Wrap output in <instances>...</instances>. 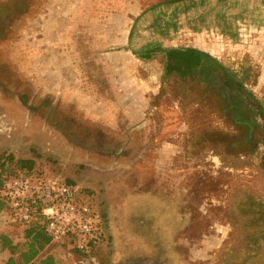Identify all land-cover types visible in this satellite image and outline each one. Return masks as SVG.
Listing matches in <instances>:
<instances>
[{
	"label": "rangeland",
	"instance_id": "1",
	"mask_svg": "<svg viewBox=\"0 0 264 264\" xmlns=\"http://www.w3.org/2000/svg\"><path fill=\"white\" fill-rule=\"evenodd\" d=\"M82 1L28 0L0 32L11 92L0 88V164L72 183L108 223L97 248L44 254L56 264H264V0H108L94 22ZM224 1L244 9L234 32ZM217 24L229 39L208 30ZM149 48L208 53L246 91L221 70L167 75L163 53L138 57ZM23 233L0 219V234Z\"/></svg>",
	"mask_w": 264,
	"mask_h": 264
},
{
	"label": "built area",
	"instance_id": "2",
	"mask_svg": "<svg viewBox=\"0 0 264 264\" xmlns=\"http://www.w3.org/2000/svg\"><path fill=\"white\" fill-rule=\"evenodd\" d=\"M34 174L12 178L2 190L11 214L3 217L6 224L22 227L33 224L38 216L44 219L46 234L54 244L72 245L83 254L97 248L106 237L104 218L99 208L80 197L74 185L53 179L33 181Z\"/></svg>",
	"mask_w": 264,
	"mask_h": 264
},
{
	"label": "trees",
	"instance_id": "3",
	"mask_svg": "<svg viewBox=\"0 0 264 264\" xmlns=\"http://www.w3.org/2000/svg\"><path fill=\"white\" fill-rule=\"evenodd\" d=\"M183 1L188 0H172L173 3ZM157 53H163L166 58L165 72L167 75L177 74L184 79L196 74L198 71L202 73H205L206 71L214 73L221 70L224 71L225 79H227L228 82L233 80L237 83L238 87L246 91L237 76L231 74L228 69L219 64L217 60H215L208 53L195 48H149L137 55L142 60H151L154 54ZM210 63H212L213 66H211ZM235 113L239 117L242 116L240 108L235 109ZM240 119L242 120V118ZM246 121L249 129H252V122L250 124L248 120ZM10 161L12 160L10 159ZM23 174H31V172L25 170L6 172L3 164H0V219L11 214L8 203L1 195L4 186L12 178L19 177ZM44 225V219L41 216H38L36 221L31 224L29 228L24 230L21 241H14L10 236L0 234V252L9 254L7 260L5 262H1L0 264H56L55 258L52 255H44L47 250L56 245L46 234Z\"/></svg>",
	"mask_w": 264,
	"mask_h": 264
},
{
	"label": "crops",
	"instance_id": "4",
	"mask_svg": "<svg viewBox=\"0 0 264 264\" xmlns=\"http://www.w3.org/2000/svg\"><path fill=\"white\" fill-rule=\"evenodd\" d=\"M107 1L108 0H85V1L83 0L82 4H81V7H82L81 15H82V17L84 18L86 15L93 16L92 19H90V21L94 22V20H96V19H94L95 18L94 16H97V14H100V12H101L100 9L103 6H105V5H107L108 9L107 8H104V9H107L106 11H108L110 13V9L111 8L108 6ZM241 6H242L241 3L239 4V2H236V6L234 7L236 9L232 8L231 11H229V9L231 8V7H229V2L224 1V10H221L220 16H224L225 15L227 24L230 26L229 30H231L232 32H234L236 30V27H237L236 26L237 24H235V27H234V22H233L232 19L233 18L235 19V18L240 17V16H241V18H243V15H245L244 9H242ZM78 7L76 9V16L78 18H80V12H79L80 8H78ZM214 24H216V22H214ZM240 25H241V27L243 29L244 25H242V23H240ZM74 26H75V24H74ZM123 28H124V26H123ZM104 29L108 30V28H104ZM61 30H64L63 26H62ZM208 30L213 32V33L215 32L216 36H222L225 40L229 39V37H230V35L228 33H225V32L223 33L222 27H220L218 24L214 25V26L212 25L211 27H208ZM218 32H220V33H218ZM129 34L130 33L127 30L126 31V35H124V37H126L128 39ZM63 41H64V39L61 37L60 42H63Z\"/></svg>",
	"mask_w": 264,
	"mask_h": 264
},
{
	"label": "flooded vegetation",
	"instance_id": "5",
	"mask_svg": "<svg viewBox=\"0 0 264 264\" xmlns=\"http://www.w3.org/2000/svg\"><path fill=\"white\" fill-rule=\"evenodd\" d=\"M28 0H23V2H21L20 0H14L12 1L10 4H3L0 5V32H2L4 25H6L7 23V19L9 17H11L14 13H19L21 10L27 9ZM26 4V5H25ZM11 14V16H9ZM0 88H2L4 90V92H7L8 94H11V92L5 88V86H3L2 83H0ZM16 96L19 97V100L22 102L23 100H26V103L28 104V97L27 96H23L21 97L19 94L20 92L17 91L15 92ZM22 104L24 105V102H22ZM29 105V104H28ZM25 106V105H24ZM31 108H26L31 111V112H38L39 108H36L34 106L29 105ZM41 107V106H40ZM56 116V113L54 112V109L52 107H48V115L46 117V121H50L51 124L53 125V119ZM59 126V125H57ZM102 214V213H101ZM103 218H104V222H105V229L107 227V219L106 217L102 214ZM107 230V229H106Z\"/></svg>",
	"mask_w": 264,
	"mask_h": 264
},
{
	"label": "water",
	"instance_id": "6",
	"mask_svg": "<svg viewBox=\"0 0 264 264\" xmlns=\"http://www.w3.org/2000/svg\"><path fill=\"white\" fill-rule=\"evenodd\" d=\"M22 102H24V105H25L27 108H31V107L26 103V100H23Z\"/></svg>",
	"mask_w": 264,
	"mask_h": 264
}]
</instances>
